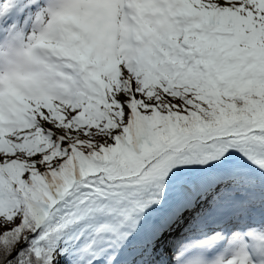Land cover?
Instances as JSON below:
<instances>
[{
  "label": "snow or ice",
  "instance_id": "snow-or-ice-1",
  "mask_svg": "<svg viewBox=\"0 0 264 264\" xmlns=\"http://www.w3.org/2000/svg\"><path fill=\"white\" fill-rule=\"evenodd\" d=\"M0 264H264V0H0Z\"/></svg>",
  "mask_w": 264,
  "mask_h": 264
}]
</instances>
